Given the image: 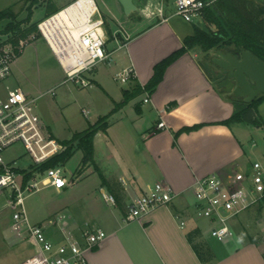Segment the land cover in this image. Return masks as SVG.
I'll list each match as a JSON object with an SVG mask.
<instances>
[{"label":"crops","instance_id":"crops-1","mask_svg":"<svg viewBox=\"0 0 264 264\" xmlns=\"http://www.w3.org/2000/svg\"><path fill=\"white\" fill-rule=\"evenodd\" d=\"M173 14L165 15L164 11L165 19L156 17L146 24L143 19L136 21L125 45L114 50L121 51L124 61L114 74L129 65L133 67L134 80L127 82L115 97L103 88L112 102L121 101L124 90L135 81L145 84L153 74L154 65L179 48L183 37L192 33L193 30L173 20ZM197 48L188 49L168 64L151 93L143 91L140 101L127 102L112 113L120 115L119 118L126 116L132 129L119 120L122 128L111 131L113 125L109 124L105 131L99 130L94 135V160L109 180V184L103 185L99 177L100 188L106 187L113 193L115 190L118 200L115 204L108 202L114 208L100 221L82 220L81 215H75L77 220L74 213H67L72 226H98L107 234L88 252V264H264V239L249 233L246 210L244 216L240 213L231 221L234 233L223 240L211 237L208 227L203 229L198 225L193 213L191 184L195 177L211 172L227 177L233 171L248 169L254 162L248 154L254 143L248 144L246 128L242 126L250 123L220 122L234 112L236 103L205 72L201 63L207 57L200 60ZM93 72L97 69L90 71L88 77L96 82ZM146 95L149 100L144 102ZM263 101L264 97L259 105ZM136 102H139L138 110ZM144 115L149 117V123L137 126ZM159 120L164 121L163 127L156 126ZM201 122L204 124L198 128L179 131L183 126ZM100 133L105 138L98 146L96 137ZM157 181L168 183L178 195L139 218L126 220L128 205ZM63 189L54 190L62 193ZM89 207L96 209L97 205L92 200ZM255 207L264 209V201L247 210L253 212ZM195 227L201 230L196 240L206 242L213 251V258L206 263L199 260L186 237Z\"/></svg>","mask_w":264,"mask_h":264},{"label":"built area","instance_id":"built-area-1","mask_svg":"<svg viewBox=\"0 0 264 264\" xmlns=\"http://www.w3.org/2000/svg\"><path fill=\"white\" fill-rule=\"evenodd\" d=\"M80 1L72 0L43 17L37 22V28L61 65L65 80L87 86L91 81L85 74L99 62L109 60L111 51L106 48L108 33L95 0ZM212 1L174 0V14L189 22L202 20L204 7ZM163 2L157 0L150 4L148 1L141 7L143 15L165 19ZM123 35L121 39L113 33L117 48L124 46L129 37ZM14 56V47L0 33V190L8 191L10 231L15 238L28 241L34 248L23 264H88V252L107 235L104 229L72 226L65 212H58L47 221L32 222L24 206V199L34 191L44 187L61 190L72 182L58 165L43 172L33 169L63 147L37 113L36 97L27 94L19 85L2 84L11 73ZM131 78L133 67L129 65L114 74V79L122 83ZM148 100L146 95L143 101ZM164 125L163 120L156 124L159 128ZM15 142H21L32 158L27 167L19 159L11 163L2 158V151ZM191 190L195 218L206 219L209 235L223 240L233 235L231 221L236 216L264 201V166L257 160L248 169L233 171L227 177L217 172L195 177ZM177 195L168 183L157 181L132 200L125 219L139 218L159 205L168 204ZM102 197L111 204L116 202L111 193L102 191ZM180 224L184 225V221Z\"/></svg>","mask_w":264,"mask_h":264},{"label":"rangeland","instance_id":"rangeland-1","mask_svg":"<svg viewBox=\"0 0 264 264\" xmlns=\"http://www.w3.org/2000/svg\"><path fill=\"white\" fill-rule=\"evenodd\" d=\"M69 1L72 0H50L49 5L44 3L35 7L30 22L42 19L46 14L47 6H63ZM156 1L149 0L150 4H155ZM95 2L104 17L108 33L109 39L106 47L113 51L109 60L99 62L95 66L97 72L92 74L96 82L92 81L90 85L81 86L72 80H65V73L61 65L44 38L37 33L34 34L36 37H29V42L23 46L21 54L12 65L10 75L2 82V84L11 86L20 85L32 97H36L35 109L37 113L42 121L49 126L54 137L59 140L72 138L74 132L83 130L89 122L96 121L99 116H103L111 110L114 102L105 90L110 91V94L115 97L122 88L127 86V83L114 79V72L122 66L124 61L121 51H114L118 44L113 39V33L115 32L119 38L123 39V33L127 36L132 34V26L136 24V21L143 19L146 24L157 19L143 15L141 7H144V4L141 0H134L138 8L128 15L124 14L118 0H95ZM7 6H12L14 11L19 12V19L26 17L27 9L22 5V0H0V10ZM163 7L165 15L173 14L175 11L174 0H164ZM150 8L152 9V6ZM173 15V20L181 22L190 31L193 30L194 24L204 26L203 19H195L193 22H189L179 15ZM6 21L7 18L0 20V28ZM2 36L5 37L4 34ZM195 50H197L200 60L205 57L204 52L199 47ZM210 54L207 58L210 57ZM89 74L88 72L85 76L88 77ZM231 96L233 95L231 94ZM142 97L143 94L140 93L128 102L133 104L135 101H140ZM127 108H125L126 111ZM257 116L261 125L250 123L242 126L246 128L248 144L254 143L251 147L252 150H248L251 162L259 160L264 164V101L258 106ZM119 117L118 114H111L105 119H100L98 124L105 121L109 122L113 125L112 131L119 129L121 122L118 121L123 120L124 125L132 129L126 116ZM148 123L149 117L144 115L137 126H146ZM104 138L102 133L96 137L98 146L102 144L101 140ZM1 155L5 162L12 163L14 159H19L24 167L32 163V158L21 142L13 143L2 151ZM81 161L82 151L76 148L63 164L58 165L62 167L66 177L72 183L74 181L73 185L64 188L62 193H57L53 187H44L34 191L24 199V206L32 222L41 219L47 221L58 212L68 213L70 211L74 213L72 214L74 218H76L75 215H81L82 220L96 219L100 221L111 208H114L113 205L106 203L102 197V191L107 194L110 192L106 187L100 188L99 176L96 172H92L94 165L90 163L86 167ZM80 170L81 173H78ZM92 200L97 205L96 209L89 207ZM263 210V208L258 209L257 207L251 210L253 212L246 210L249 233L259 240L264 239ZM10 211L11 204L8 200V191L7 189L0 190V264H23L26 256L32 253L34 248L28 241L17 239L12 235L9 228ZM240 215L244 216L243 212ZM76 219L78 220V218ZM196 221L203 229L207 228L206 219L198 218ZM192 224L193 221L187 228ZM49 232L47 231L48 234Z\"/></svg>","mask_w":264,"mask_h":264},{"label":"trees","instance_id":"trees-1","mask_svg":"<svg viewBox=\"0 0 264 264\" xmlns=\"http://www.w3.org/2000/svg\"><path fill=\"white\" fill-rule=\"evenodd\" d=\"M49 1L22 0V5L27 9V15L21 19L18 18L19 12L14 11L12 6H7L0 10V20L7 18V21L0 28V33L4 34V40L10 42L14 47V59L21 54L23 46L29 42V36L35 33L39 34L37 28L38 21L30 22L34 8L44 3L49 5ZM60 8L55 5L47 6L44 17L56 12ZM203 21L204 26L194 24L192 33L183 37L182 45L154 65L153 74L145 84L141 85L138 81H135L129 89L124 90L123 99L119 102H114L113 107L107 114L99 116L92 123L89 122L83 130L74 132L72 138L57 139L63 148L37 166H34L33 169L43 172L48 167L63 164L77 148L82 151L81 163L86 167L90 163L93 164L95 171L101 179V183L103 185L105 183L109 184V180L94 160V135L99 130L105 131L109 126V122L105 121L98 124V121L107 118L119 107L143 91L151 93L162 79L163 72L168 64L188 49L196 46L204 52L205 57L216 49L231 51L245 49L252 52L255 56L264 59V0H213L203 9ZM20 41H23L22 45H20ZM130 80L133 81L134 78ZM263 97L264 94H259L253 100L244 102L232 96L236 103V109L229 117L220 120V122L230 124L234 121H247L252 124L261 125L256 111ZM138 105L139 102H136L135 107L137 110L139 109ZM202 124L204 122L183 126L179 131H189L200 127ZM78 173H81V170ZM27 175H29V172H27ZM113 184L116 185L117 183L114 182ZM109 188L111 190L114 189L113 186ZM110 193L114 195L115 200H118L115 190L114 193ZM200 234V228L195 227L187 232L186 237L199 260L206 263L213 258V251L206 242L196 240Z\"/></svg>","mask_w":264,"mask_h":264},{"label":"water","instance_id":"water-1","mask_svg":"<svg viewBox=\"0 0 264 264\" xmlns=\"http://www.w3.org/2000/svg\"><path fill=\"white\" fill-rule=\"evenodd\" d=\"M145 5L149 0H141ZM124 14L137 10L134 0H118ZM210 79L222 91L249 102L264 94V59L241 49H216L201 63Z\"/></svg>","mask_w":264,"mask_h":264},{"label":"bare ground","instance_id":"bare-ground-1","mask_svg":"<svg viewBox=\"0 0 264 264\" xmlns=\"http://www.w3.org/2000/svg\"><path fill=\"white\" fill-rule=\"evenodd\" d=\"M80 2H82V0ZM43 25H44V23L41 24L42 27H43Z\"/></svg>","mask_w":264,"mask_h":264}]
</instances>
